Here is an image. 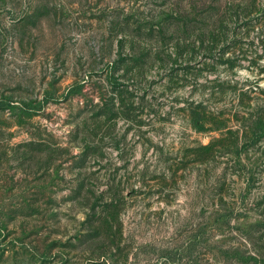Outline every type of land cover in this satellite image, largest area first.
Here are the masks:
<instances>
[{
  "label": "rangeland",
  "instance_id": "obj_1",
  "mask_svg": "<svg viewBox=\"0 0 264 264\" xmlns=\"http://www.w3.org/2000/svg\"><path fill=\"white\" fill-rule=\"evenodd\" d=\"M0 264H264V0H0Z\"/></svg>",
  "mask_w": 264,
  "mask_h": 264
}]
</instances>
